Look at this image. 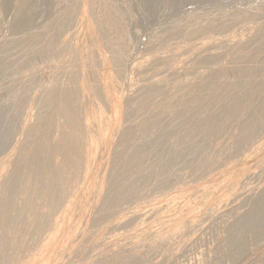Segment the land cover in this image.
Wrapping results in <instances>:
<instances>
[{
	"label": "bare ground",
	"instance_id": "bare-ground-1",
	"mask_svg": "<svg viewBox=\"0 0 264 264\" xmlns=\"http://www.w3.org/2000/svg\"><path fill=\"white\" fill-rule=\"evenodd\" d=\"M130 1L0 0V264H78L93 253L89 264L175 259L187 234L249 199L253 175L264 178V0L210 14L189 29L186 49L138 62L123 23ZM141 2L153 10L157 0ZM226 135L232 154L252 148L238 170L196 186L202 198L134 205L156 174L158 189L170 185L181 163L219 169L208 147ZM255 196L240 221L228 212L237 250L243 232L264 226V189ZM159 211L170 219L163 230L136 224ZM127 226L138 239L122 249L109 236ZM175 236L183 245L157 254Z\"/></svg>",
	"mask_w": 264,
	"mask_h": 264
},
{
	"label": "rangeland",
	"instance_id": "rangeland-1",
	"mask_svg": "<svg viewBox=\"0 0 264 264\" xmlns=\"http://www.w3.org/2000/svg\"><path fill=\"white\" fill-rule=\"evenodd\" d=\"M119 1L122 2L123 0H119ZM131 1H130L132 4L131 14L125 17L123 23L124 26H126L127 38L129 39V54L133 56L138 62L141 61L143 58H145L147 55H150L158 50H161L163 52H166L168 50H173L172 53L176 54L177 52L186 49L190 44L194 43V41H191L187 37L189 29H192L193 27L199 25L206 24L210 19L208 17V15L210 14L229 11L235 5L238 4H242V6H247V1L249 0H184V1L181 0V2L180 0H178L177 2H175L174 5L167 4L166 2H164L165 0H161V1L157 0V3H155L156 6L154 5L153 8L154 11L152 9L150 10L149 8H146L144 4L141 2V0H135V2L134 0ZM39 23H42V21L38 20L37 24ZM75 25L77 26V31H78V23H75ZM75 25L73 26L74 30H75ZM232 33L233 30H229L226 34L215 33V37L229 36ZM207 36L208 37L212 36V34H209ZM64 56H68V52H65ZM182 132L183 130H179V133ZM263 136H264V132H263ZM232 140H233L232 138L227 137L226 135L225 137H221L219 141L215 143L217 144L216 147L215 144L208 147L209 153L213 154L216 160L220 159L219 169H215L210 173L205 174L204 169L201 166L186 168L184 167V164L181 163L170 171L169 177L170 179L172 178L171 179L172 182H170V185H167L165 189H161V188L158 189L156 187V184L163 181V178L159 174H156L154 178V182L150 186L147 196L142 200L136 202L134 205H138V207L140 208L143 207L151 208L159 203H162L163 200L169 199L171 197L181 198L182 197L181 193H187V192H190L192 195L195 194L197 199L202 198L204 196V193L196 194L195 193L196 191H194L196 186L202 183H206L208 180L215 177H218L220 180H222L227 177L225 175L226 173H229L231 171H236L238 170L239 167L243 166L242 164L244 163V160L248 156V153L250 152L252 147L245 149L239 154H232V151L229 148ZM182 146H186V144L184 143ZM253 176L251 180L254 181H250L251 184H253L254 182L257 184L258 182H261L264 179L262 177L263 175L258 174L256 175V177L255 175ZM262 182L261 183L264 185V180ZM251 184H250L251 188L249 191L253 189L252 192L254 194V190L256 189L254 196L262 192L264 189V187L260 183H258L259 188L256 187V184L253 185ZM241 187L242 188L240 189L242 190L243 185ZM155 188H157L158 190ZM252 192H246V193H248L249 195L252 194ZM253 194L250 195L251 197H249V199L254 197ZM216 196H217V192H212L210 193L209 197L214 198ZM247 198L248 197H245L243 198V200L239 199L240 201L239 200L238 202L236 201L237 203H239V205L236 202L235 204L233 202L234 209L236 210L237 208V210L239 211L236 210L237 211L235 212L236 214H233V212L235 211L234 210L233 212H231L232 215L238 216L239 215L238 212H242L240 214L242 215L244 213L245 215L246 212H247L246 214H248L250 211L253 210L251 208H254V206H252V202H250L253 200L251 199L249 200ZM244 200L245 202L247 201L250 203L246 202V204H243ZM240 203L243 204L241 210L239 209L241 207ZM231 205L227 206V207L230 206L229 209L225 207L226 209H228V212L233 210V207H231ZM237 205L239 207H237ZM200 207L202 208L201 205ZM222 209L225 210L224 208ZM248 209L251 210L249 211ZM225 211H221L220 215H218L216 218L214 217H210L209 219L205 218V222L203 220L204 223H201L199 225L201 231L200 230H199L200 232L198 231L197 233L198 235L194 236L193 233L187 234L182 240L188 237L189 239L188 243H191L189 244L191 246L188 245L186 249H185L186 246L182 248L178 253V255L176 256L177 258L175 259L171 258V260H167L168 258L167 255L169 254L168 253L166 254L167 256L166 258L164 259L162 258L163 260L160 259L158 260V262L160 261L159 262L160 264H264V235H263L264 226L260 227L261 230L258 228L254 232L251 230H250L251 232L249 230L243 232V236H242L243 241H241L243 245L242 247L243 249L237 250V248H233L230 244L229 231L233 227V225L237 223L236 221H240V215L238 216V218L236 216L237 220L232 222L234 218L231 219L232 215L230 213H229L230 215L227 216L228 212L226 214ZM222 212H224V214ZM163 213L164 211H159L153 218L139 219L136 221V224L140 223L142 220H145L146 228L144 231L146 233L151 228H154L155 230H163L164 224L170 222V219L162 220ZM223 215L226 218L223 217ZM228 217H230V219ZM208 223L211 224L209 225ZM228 227H231L229 231L227 229ZM134 229H135L134 226H129V227L127 226L122 230L116 231L115 232L116 234H111L109 237H111V239L116 237L118 239L117 240L118 244L123 249L124 246L130 240H132L133 238L135 240L138 239L137 234L133 233ZM63 231L64 230H62L60 234L63 233ZM57 234L58 233L54 234L55 237L57 236ZM96 235L97 233L94 234L93 237H96ZM176 239H177L176 236L174 239L171 240L168 239L166 243L162 245V247L157 252V254H160L167 246H172L175 243H180V245H183V243H181L180 240H176ZM41 253H42L41 250L35 251L34 252L35 257L33 258V261H36L37 259L41 258L42 257ZM93 255L94 253L90 255L88 254V256L78 264H89V260ZM189 259H191V261H189ZM159 263H157V261L155 262V264H159Z\"/></svg>",
	"mask_w": 264,
	"mask_h": 264
}]
</instances>
